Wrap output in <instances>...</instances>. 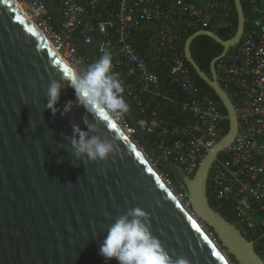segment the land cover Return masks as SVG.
<instances>
[{"label": "water", "instance_id": "obj_1", "mask_svg": "<svg viewBox=\"0 0 264 264\" xmlns=\"http://www.w3.org/2000/svg\"><path fill=\"white\" fill-rule=\"evenodd\" d=\"M37 1L48 10L56 28L94 63L97 50L65 26L55 1ZM234 2L239 23L233 38L223 40L211 30H199L185 43L186 59L219 98L230 122L229 132L207 152L191 177L183 167L157 160L130 106L125 115L144 150L116 120L86 113L68 81H62L56 115L47 110L50 82L66 79L65 69L72 68L14 0H0V264H106L100 246L108 226L136 207L148 214L152 234L173 261L184 257L189 264H232L201 220L214 229L239 264H264L254 243L211 206L208 196L211 168L238 134L234 105L216 70V63L240 43L245 32L242 0ZM199 36L223 46L222 54L211 62L209 75L192 55V43ZM173 87L182 101V90ZM68 102L74 106L61 116ZM180 111L179 104L176 113ZM85 118L97 126L94 134L115 140L114 154L106 161L77 160L73 155L72 125L86 131ZM146 153L180 185L195 215L164 182Z\"/></svg>", "mask_w": 264, "mask_h": 264}, {"label": "built area", "instance_id": "obj_2", "mask_svg": "<svg viewBox=\"0 0 264 264\" xmlns=\"http://www.w3.org/2000/svg\"><path fill=\"white\" fill-rule=\"evenodd\" d=\"M16 1L71 68L80 73L92 64L90 57L55 27L44 5L37 0ZM247 1L253 16L250 24L240 43L216 63L217 80L236 111L238 134L214 162L208 192L220 208L231 211L233 223L264 255V0ZM57 3L69 30L92 44L99 56L103 50L112 54V71L125 88L124 96L141 114H148L137 122L146 137L155 136L153 146L149 145L157 160L177 164L193 177L207 152L226 135L223 123L229 118L221 110L222 103L204 89L182 47L191 29L211 30L225 21L231 1L57 0ZM139 40L149 48L151 62L167 72V83L180 87L184 94L182 101L138 50ZM179 104L183 118L165 122V116L177 112ZM118 121L144 150L126 117L123 115ZM146 156L194 214L185 192H175L177 184L173 177L147 153Z\"/></svg>", "mask_w": 264, "mask_h": 264}, {"label": "clouds", "instance_id": "obj_3", "mask_svg": "<svg viewBox=\"0 0 264 264\" xmlns=\"http://www.w3.org/2000/svg\"><path fill=\"white\" fill-rule=\"evenodd\" d=\"M112 54L103 50V55L83 72L66 69V79H53L47 89V110L56 115V105L59 103L63 82H70L76 100L86 113L94 117H106L119 120L129 110L124 93L125 88L118 79V74L112 71ZM73 103L68 102L61 112L65 116L71 112ZM87 130H82L73 124V135L70 139L73 155L77 160L95 162L106 161L114 154L116 143L114 139L101 138L97 126L85 118ZM100 255L108 261L115 259L117 264H189L184 257L172 260L160 240L152 234L151 221L148 214L141 208H130L124 214L116 217L107 228V235L100 246Z\"/></svg>", "mask_w": 264, "mask_h": 264}, {"label": "trees", "instance_id": "obj_4", "mask_svg": "<svg viewBox=\"0 0 264 264\" xmlns=\"http://www.w3.org/2000/svg\"><path fill=\"white\" fill-rule=\"evenodd\" d=\"M54 1H55L56 4H58L57 0H54ZM230 1H231V7H230V10H229L228 14L225 17V21H221V22H219V24L216 27L211 28V31L215 32L223 40H229V39L234 37V35L236 34V31H237V28H238V23H239L238 13H237V10H236V7H235V2H234V0H230ZM242 4H243V8H244L245 17H246V28H247L249 26L250 21H251L253 16L250 13L248 1L247 0H242ZM197 31H199V29H191L187 33V35L185 36V40H187L191 35H193ZM136 46H137L138 50L148 59V61H150L151 67L154 68L156 70V72L160 76H162L164 78V82H165L166 79H167L168 74H167V72H165L160 67L159 64L151 62V58H150L151 56L149 54V48H147L142 43L141 40H139L136 43ZM184 48H185V45H183L182 49L184 50ZM191 49H192V55H193L194 60L196 61L198 66L201 68V70L204 71L208 75L210 74L211 62L216 57L221 55L222 52H223V46L221 44H219L217 41H215L214 39H212V38H210L208 36H199V37H197L193 41ZM192 70H193L194 73H196L193 68H192ZM196 76L199 79V81L202 83L204 89L206 91L210 92L211 96L214 99L220 101L219 98L215 95L214 91L209 86H207V84L205 82H203L198 77V75H196ZM165 83H166V86L168 88L174 90L173 85L167 83V81ZM174 95H177V92L175 90H174ZM124 98L126 99V101L129 104V106L135 110L137 120H140L142 117H148V114H145V115L141 114L140 111L131 102V100H129L125 96H124ZM221 110H222V112L224 114H227V111H226V109L224 108L223 105H221ZM124 116L128 120V118H127V116L125 114H124ZM182 118H183L182 114H180V113L177 114L176 112H172V113L166 115L164 120L166 122L169 119H173L174 121L178 122ZM229 129H230V122H229V119H228V120H226L223 123L224 133L227 134L229 132ZM153 137L155 138V136H153ZM153 137L147 136L148 143L150 145H152ZM179 190L182 191V189H179ZM208 196H209L210 204L215 210L219 211L227 219L232 220V222L235 221L234 218L232 217L231 211L227 207L220 208L216 203H214L210 192H208ZM201 222L204 224L205 228L207 229L206 231L218 243V245L223 249V251L226 252V255L228 256L230 262L232 264H239L238 261L236 260V258L233 255H231L228 252L227 249H225L223 247V245H222L221 241L219 240L217 234L214 232V229L212 227H210L204 221H201ZM255 249H256L257 253L262 258H264V255H263V253H262V251H261V249L259 248L258 245L255 246Z\"/></svg>", "mask_w": 264, "mask_h": 264}, {"label": "rangeland", "instance_id": "obj_5", "mask_svg": "<svg viewBox=\"0 0 264 264\" xmlns=\"http://www.w3.org/2000/svg\"><path fill=\"white\" fill-rule=\"evenodd\" d=\"M176 184H177V186H180L177 182H176ZM176 186V189H174L175 190V192L176 193H180V190H179V187H177ZM235 222V221H234ZM200 223L204 226V224L200 221ZM204 228H205V226H204ZM206 229V228H205ZM207 230V229H206ZM218 244V243H217ZM225 254H226V252H225Z\"/></svg>", "mask_w": 264, "mask_h": 264}, {"label": "bare ground", "instance_id": "obj_6", "mask_svg": "<svg viewBox=\"0 0 264 264\" xmlns=\"http://www.w3.org/2000/svg\"><path fill=\"white\" fill-rule=\"evenodd\" d=\"M15 1V3L18 5V7L24 12V10H23V7L16 1V0H14ZM70 67V66H69ZM73 69V68H72ZM74 70V69H73ZM117 122H119L118 120H116Z\"/></svg>", "mask_w": 264, "mask_h": 264}, {"label": "snow or ice", "instance_id": "obj_7", "mask_svg": "<svg viewBox=\"0 0 264 264\" xmlns=\"http://www.w3.org/2000/svg\"><path fill=\"white\" fill-rule=\"evenodd\" d=\"M65 71H66V69H65ZM105 119H107V118L105 117Z\"/></svg>", "mask_w": 264, "mask_h": 264}]
</instances>
